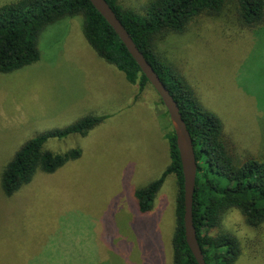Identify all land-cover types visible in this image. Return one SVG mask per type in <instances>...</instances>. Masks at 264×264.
<instances>
[{
  "label": "rangeland",
  "instance_id": "1",
  "mask_svg": "<svg viewBox=\"0 0 264 264\" xmlns=\"http://www.w3.org/2000/svg\"><path fill=\"white\" fill-rule=\"evenodd\" d=\"M118 1L144 13L150 0ZM236 9L228 3L221 15H199L156 46L220 115L240 155L263 160L264 27H240ZM84 24L78 15L48 25L38 36L40 59L0 73V183L31 138L86 116H107L85 136L45 144L58 153L79 148V159L53 174L39 171L11 197L0 184V264H173L175 177L167 178L148 213H140L135 196L170 163L164 106L153 86L139 92L97 54ZM223 231L241 242L235 264H264V224L251 227L233 209L210 234Z\"/></svg>",
  "mask_w": 264,
  "mask_h": 264
},
{
  "label": "trees",
  "instance_id": "2",
  "mask_svg": "<svg viewBox=\"0 0 264 264\" xmlns=\"http://www.w3.org/2000/svg\"><path fill=\"white\" fill-rule=\"evenodd\" d=\"M139 49L152 64L178 101L194 141L198 163L194 195V223L207 264H235L241 242L230 232L211 235L231 210L241 212L247 225L264 224V159L240 155L225 135L223 120L204 106L187 79L157 51V41L170 32L182 33L197 16L221 15L228 3L237 6V22L251 31L264 27V0H150L144 13L126 8L118 0H107ZM82 15L84 33L97 54L124 72L131 84L143 92L152 86L118 33L91 0H18L0 6V73H11L40 59L39 34L50 24ZM161 99V98H160ZM161 104L164 106L161 99ZM161 113L170 163L162 175L138 189L140 213L153 210L158 193L169 176L176 180L175 228L172 236L173 264H199L186 239L184 174L176 133L168 110ZM107 116H86L72 125L31 138L5 166L1 188L11 197L29 184L40 171L53 174L69 161L82 156L79 148L58 153L45 147L52 138L87 135ZM167 124H164V121Z\"/></svg>",
  "mask_w": 264,
  "mask_h": 264
},
{
  "label": "water",
  "instance_id": "3",
  "mask_svg": "<svg viewBox=\"0 0 264 264\" xmlns=\"http://www.w3.org/2000/svg\"><path fill=\"white\" fill-rule=\"evenodd\" d=\"M96 9L105 17L110 25L118 33L120 39L125 43L131 55L146 75L151 85L155 88L163 101L165 108L168 110L173 129L176 133L177 144L180 151L184 174V192H185V229L186 239L199 264H207L203 250L200 246L197 229L194 223V195L196 190V180L198 163L195 153L194 141L187 124L183 118L178 101L167 88L164 81L156 72L152 64L139 49L134 39L127 31L122 21L117 16L107 0H91Z\"/></svg>",
  "mask_w": 264,
  "mask_h": 264
}]
</instances>
